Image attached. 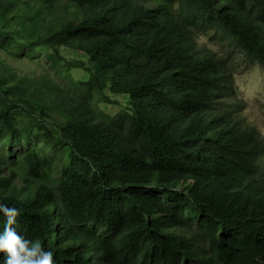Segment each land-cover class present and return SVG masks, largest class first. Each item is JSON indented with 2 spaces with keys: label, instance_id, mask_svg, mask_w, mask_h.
Here are the masks:
<instances>
[{
  "label": "trees",
  "instance_id": "obj_1",
  "mask_svg": "<svg viewBox=\"0 0 264 264\" xmlns=\"http://www.w3.org/2000/svg\"><path fill=\"white\" fill-rule=\"evenodd\" d=\"M202 33L264 67V0H0V205L54 264H264V134ZM43 51L66 83L2 54Z\"/></svg>",
  "mask_w": 264,
  "mask_h": 264
},
{
  "label": "rangeland",
  "instance_id": "obj_2",
  "mask_svg": "<svg viewBox=\"0 0 264 264\" xmlns=\"http://www.w3.org/2000/svg\"><path fill=\"white\" fill-rule=\"evenodd\" d=\"M198 41L204 42L207 47L215 49L221 55L226 56L229 65L232 67L236 94L243 100L242 116L250 123H254L261 133L264 134V67L257 63L247 65L244 63L242 53L238 48L228 44L226 41L220 44L214 38L213 33L199 34ZM2 54L10 67L20 75H28L30 78L46 75L58 82L66 83V78H62L55 71L48 52L43 51L33 56L28 54L12 56L4 52ZM83 72L82 70H74L72 74L74 78H78ZM98 105L102 111L110 114L117 112L119 108L114 103H99ZM23 149L24 147L20 146L17 149V153H21ZM261 162L264 166V158L261 159ZM60 164L61 159L56 158L52 177H55L58 173ZM14 182L20 185L22 176L18 175Z\"/></svg>",
  "mask_w": 264,
  "mask_h": 264
},
{
  "label": "clouds",
  "instance_id": "obj_3",
  "mask_svg": "<svg viewBox=\"0 0 264 264\" xmlns=\"http://www.w3.org/2000/svg\"><path fill=\"white\" fill-rule=\"evenodd\" d=\"M0 214L5 217V227L0 233V253L5 264H54L53 253L46 251L40 240L29 241L16 231L17 208L0 205Z\"/></svg>",
  "mask_w": 264,
  "mask_h": 264
}]
</instances>
